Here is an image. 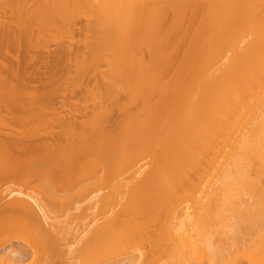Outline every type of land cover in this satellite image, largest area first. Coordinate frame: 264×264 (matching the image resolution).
Returning a JSON list of instances; mask_svg holds the SVG:
<instances>
[{
	"label": "bare ground",
	"instance_id": "obj_1",
	"mask_svg": "<svg viewBox=\"0 0 264 264\" xmlns=\"http://www.w3.org/2000/svg\"><path fill=\"white\" fill-rule=\"evenodd\" d=\"M0 1V264H264V0ZM78 15L99 101L50 124L22 62Z\"/></svg>",
	"mask_w": 264,
	"mask_h": 264
},
{
	"label": "rangeland",
	"instance_id": "obj_2",
	"mask_svg": "<svg viewBox=\"0 0 264 264\" xmlns=\"http://www.w3.org/2000/svg\"><path fill=\"white\" fill-rule=\"evenodd\" d=\"M0 4H1V1H0ZM0 25H1V22H3L4 20H7V17H9L8 16V12H6L7 10H3V7H1V5H0ZM76 18H74L75 20L78 18L79 20H82V21H79L78 19L76 20V22H74L72 19L70 20V22L73 24V25H76L77 27L76 28H78V29H76L75 30V34H74V36H73V38H72V36L70 37V35H68L67 33H69V29L68 28H64L63 30H61L62 32H57L58 30H56L55 28H53V29H49V30H51V31H45L43 34V36H44V39L45 38H47V41H46V39H45V43H47L46 44V47H42L43 45H45V44H42V46H40V47H37L39 44H38V42L40 43V40H37V38L35 39L34 38V41L37 43V45H36V43L34 42L33 43V40H32V42L31 41H27V43L25 44L26 46L28 45H30V43L29 42H31L32 43V45L33 46H35L34 47V49L33 48H31V47H33V46H30V47H28V51H30L29 52V54H27L26 52H28L27 50H26V55H28V56H26L25 54H24V57H25V59H24V62H22V66L23 65H25V66H23L22 67V70H24L23 72L24 73H28V74H24L23 73V76H24V78L29 82L28 83V85L30 84L31 85V89H32V92H33V90H34V92L36 93V95L38 94L39 96V98L40 99H43V101L45 102L44 104H48V107H49V110L47 111V112H45L44 113V115H45V117L48 119H46L45 117H44V115L42 114L41 115V117H40V120H41V122H42V124L47 120L48 122L50 121L51 123H53V119H54V117L55 118H58L57 116V113L55 112L56 110H57V112H59L58 114H59V116L60 117H62V116H68L70 113V115H72V114H76V115H79L80 117H81V119L83 120L84 118H86V116H89V114H85V112H87V111H85L84 110V108L86 109V110H88V113H90L91 111H93L94 110V108L91 110V107L92 106H94L95 107V104H97V102L99 101V88H97L98 86H101V83H100V81H101V74L99 73V72H95V71H93L92 70V72H95V74L96 75H99V76H97L96 77V75L94 74V75H90V73H85V74H83L82 75V71L81 70H77V65H79L78 63L80 62V60L81 61H83L82 59L83 58H86V60L88 59L87 58V56L88 55H90V54H88V53H85V52H90L91 53V51H90V49H87V46H86V44L88 43L87 42V34H85V33H83V31H81V30H79L80 29V27H84L85 26V24H87V20H86V17L84 16V15H82V16H75ZM82 17V18H81ZM86 20V21H85ZM75 24H74V23ZM79 22V23H78ZM77 23H78V25H77ZM55 30V31H54ZM65 30H68V31H65ZM78 30V31H77ZM49 32L51 33H54V32H56V33H54V34H52L51 36H50V34H49ZM65 32V33H64ZM67 32V33H66ZM56 34H58V35H56ZM60 34V35H59ZM65 34H67V35H65ZM70 34V33H69ZM48 35V36H47ZM46 36V37H45ZM77 36V37H76ZM57 37V38H56ZM64 37V38H63ZM67 37H69V39L67 38ZM76 38V39H75ZM43 38H42V40H44ZM62 39V40H61ZM71 39V40H70ZM58 40V41H57ZM61 40V41H60ZM64 40V41H63ZM76 40V41H75ZM67 41H68V43H67ZM89 41V40H88ZM87 42V43H86ZM42 43V42H41ZM71 44V46L73 47V49L75 50V51H78L79 50V52H80V55L82 56L81 57V59H80V55L78 56H75V57H73L72 59V61L73 62H71V61H65L64 60V63H63V61H62V63H58V62H56L52 57H46L47 56V54H44L43 52H46V49H43V48H47V46H48V51H50L51 53H53V52H55V51H57L58 49H60L62 46H63V44ZM49 44V45H48ZM74 44H76V45H74ZM84 44H85V46H84ZM41 45V44H40ZM76 47V48H75ZM79 47V48H78ZM80 47H81V49H80ZM82 47H86L85 49L84 48H82ZM29 48H30V50H29ZM84 49V50H83ZM38 50H40V51H38ZM43 50V51H42ZM13 53H11L12 55L14 54V56H16L17 55V51H15V50H11ZM25 51V50H24ZM83 51V52H82ZM16 52V53H15ZM36 52H38L39 54H42V55H37L36 54ZM9 53V52H8ZM10 54V53H9ZM16 54V55H15ZM43 54L45 55V58L43 59ZM5 55V54H4ZM37 55V56H36ZM86 55V56H85ZM6 56V55H5ZM7 56H8V54H7ZM13 56V57H14ZM38 56H39V58H38ZM42 56V57H41ZM9 57V56H8ZM11 57V56H10ZM10 57L9 58H7V59H9L10 61H11V59H10ZM13 57H11V58H13ZM23 57V56H22ZM23 57V58H24ZM79 57V58H78ZM76 58H77V60H76ZM3 59V58H2ZM6 59V60H7ZM9 60H7V61H5V62H8V65H10L9 64ZM40 60H43V62L42 61H40ZM13 61H14V59H13ZM16 61V60H15ZM51 62V63H48V62ZM88 61V60H87ZM4 62V61H3ZM5 62H4V64H5ZM15 63L16 62H14V65H15ZM101 63V65H103V66H101V65H99V66H101L100 67V69L103 67V70H105L106 71V67H104V64H105V62L103 61V62H100ZM52 64V65H51ZM72 64H74V65H72ZM6 65H7V63H6ZM11 65L13 66V63H12V61H11ZM47 65V66H46ZM60 66V67H59ZM1 67H3V65L1 66ZM11 67V66H10ZM56 67V68H55ZM79 67V66H78ZM25 68V69H24ZM35 68V71L33 70ZM50 68V69H49ZM99 68V67H98ZM97 68V69H98ZM65 69H66V72H65ZM100 69H98V70H100ZM37 70V71H36ZM51 70V71H50ZM63 70V71H62ZM74 70H77V71H74ZM97 70V71H98ZM49 71V72H48ZM81 71V72H80ZM102 71V70H101ZM65 72V73H64ZM71 72V73H70ZM81 74V75H77V74ZM41 76H40V75ZM48 74H50V75H48ZM67 74H69V75H67ZM72 74V75H71ZM34 75H36V76H34ZM66 75H67V77H73V80L70 78H67L66 77ZM75 75L77 76V77H75ZM86 75V76H85ZM103 75V74H102ZM64 76V77H63ZM79 76H80V78H79ZM89 76V77H88ZM94 76V77H93ZM36 77V78H35ZM40 77V78H39ZM43 77V78H42ZM85 77V78H84ZM100 77V78H99ZM66 78H67V80H66ZM76 78H78V80L76 79ZM98 78V79H97ZM37 79V80H36ZM39 79V80H38ZM75 79H76V84H74L75 83ZM84 79V80H83ZM92 79V80H91ZM95 79L97 80V81H95ZM26 80H24V82L26 81ZM33 80V81H32ZM44 80V81H43ZM71 80V81H70ZM54 81V82H53ZM98 81H99V84H98ZM96 82V83H95ZM102 82H103V80H102ZM26 84H25V86L28 88L29 86L27 85V82H25ZM35 83H37V84H35ZM73 83V84H72ZM52 84H54V85H52ZM48 87V88H47ZM26 88V89H27ZM35 88V89H34ZM50 88H51V90H50ZM30 89V88H29ZM27 90L28 92H30V90ZM37 89V90H36ZM46 89H47V93H46ZM56 91H55V90ZM52 91H54V92H52ZM32 92H30V93H32ZM33 92V93H34ZM95 92H97L96 94H98V96L95 94ZM29 93V94H30ZM44 93V94H43ZM43 95H48V96H46V98H44L45 96H43ZM52 96V97H51ZM124 95H122V97H121V99L123 98H125V96L123 97ZM54 99V100H52V99ZM51 99V100H50ZM122 99V100H123ZM96 100V101H95ZM52 102V103H55V105H53L52 103V105L51 104H49L50 102ZM48 102V103H47ZM43 104V103H42ZM51 106V107H50ZM52 106H54V107H52ZM86 107H88V108H86ZM55 108V110H53ZM91 110V111H90ZM55 112V113H54ZM60 112H62V113H60ZM53 113L55 114L54 116H53ZM92 113V112H91ZM90 113V114H91ZM84 114V115H83ZM117 114V113H116ZM115 114V115H116ZM75 115V116H76ZM118 115V114H117ZM84 116V117H83ZM44 117V118H43ZM53 119H52V118ZM116 118H118L119 119V116H116ZM46 121V122H47ZM47 122V123H48ZM49 122V123H50ZM30 123H32V121H30L29 123H27V125L28 126H30L31 124ZM39 123V122H38ZM50 123V124H51ZM27 126V127H28ZM42 128H43V130H42ZM45 128H44V125H42V127H41V130L44 132L45 130H44ZM42 141H48V140H44V139H41Z\"/></svg>",
	"mask_w": 264,
	"mask_h": 264
}]
</instances>
